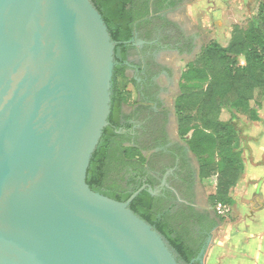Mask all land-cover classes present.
<instances>
[{
    "label": "water",
    "instance_id": "obj_1",
    "mask_svg": "<svg viewBox=\"0 0 264 264\" xmlns=\"http://www.w3.org/2000/svg\"><path fill=\"white\" fill-rule=\"evenodd\" d=\"M115 44L89 0H0V264H178L129 209L157 190L117 202L85 182Z\"/></svg>",
    "mask_w": 264,
    "mask_h": 264
},
{
    "label": "trees",
    "instance_id": "obj_2",
    "mask_svg": "<svg viewBox=\"0 0 264 264\" xmlns=\"http://www.w3.org/2000/svg\"><path fill=\"white\" fill-rule=\"evenodd\" d=\"M89 2L116 44L108 125L91 156L85 182L117 202L126 201L143 185L157 190L155 196L141 192L130 211L161 236L178 264H201L192 261L222 217L214 210L212 215L195 208L196 177L201 182L215 178L214 193L208 197L211 208L233 204L230 191L243 171L235 121L244 116L257 122L264 101V0L246 28L234 29L227 46L212 41L186 65L173 105L179 138L174 143L166 130L169 111L155 81L167 69L152 53L165 48L179 54L193 51L194 40L161 16L176 6V0ZM134 35L147 44L140 50L142 62L132 64L135 74L128 78L124 62L127 42ZM164 177L168 187L160 189Z\"/></svg>",
    "mask_w": 264,
    "mask_h": 264
},
{
    "label": "rangeland",
    "instance_id": "obj_3",
    "mask_svg": "<svg viewBox=\"0 0 264 264\" xmlns=\"http://www.w3.org/2000/svg\"><path fill=\"white\" fill-rule=\"evenodd\" d=\"M260 0H183L182 4L169 15L175 19L184 34L191 37L194 42L193 51L188 55H179L174 51H162L157 61L164 65L167 72L158 77V84L161 88L160 100L163 107L169 111L168 134L172 142H178L176 134L177 117L174 113L173 105L175 98L179 94V80L181 73L185 70L186 65L193 62L199 55L202 48L216 41L221 46H227L232 38L235 28L244 29L248 25V20L253 18L258 10ZM130 59L139 62L138 53L134 50ZM243 63V59H239ZM126 76L132 77V72L127 71ZM129 89H132L129 87ZM133 97L135 95L133 94ZM125 112L129 111L128 107L124 108ZM229 115H222L223 119H228ZM259 120L251 122L244 116H239L235 121L237 129V144L241 151L242 162L246 167L264 166V101L258 109ZM255 144V147H254ZM197 170V164L194 157L189 155ZM262 168V167H261ZM256 171L258 173V169ZM243 172V171H242ZM252 180L246 187H239V182L232 189L236 201L230 206L217 205L211 208L208 197L214 193L215 178L203 182L196 179V189L198 195V209L205 210L212 215L216 212L222 217L214 233L210 236L209 242L205 247L203 264H230L236 259V256H243L245 251V228L248 225H259L261 219L257 218L256 211L263 206L261 191H257L256 182ZM249 189V194L246 193ZM259 192V193H257ZM249 196V197H248ZM214 210V212H213ZM236 236L232 241L231 235ZM214 236V237H213ZM257 237L255 245L251 248L254 250L255 263L264 264V257H261L264 245V237ZM222 241V242H221ZM228 242V243H227ZM219 243H222L219 245ZM218 245V246H217ZM218 249L216 259L210 256L214 249ZM264 252V251H263ZM211 257V258H210Z\"/></svg>",
    "mask_w": 264,
    "mask_h": 264
},
{
    "label": "crops",
    "instance_id": "obj_4",
    "mask_svg": "<svg viewBox=\"0 0 264 264\" xmlns=\"http://www.w3.org/2000/svg\"><path fill=\"white\" fill-rule=\"evenodd\" d=\"M176 134H177V127H176ZM177 136H178V134H177ZM262 143H263V149H264V142H262ZM254 147H255V144H254ZM191 155L192 154L190 153V156ZM256 168H261V171H260V169H258V173H257ZM253 179L254 180H258L256 182L257 191H259V192L261 191V194H262V202H264V180H263L264 179V166H258V167H254V166L252 167L251 166V167L248 168V167H246V163L244 162L243 163V172H242L241 177L239 179L240 182L238 181L239 184H240L239 187L240 188L241 187H246L248 185V183L250 181H252ZM261 180H263V182H262L261 186L258 189V183ZM231 190L233 191L234 189H231ZM246 190L247 191H246L245 194L248 195L250 191H249V189H246ZM232 191H230V196H231V198L233 200V203H234V201H236L237 199H235ZM259 192H257V193H259ZM195 194H196V199H195L194 206H195V208L198 211H200V209H198V205H199V201L198 200L199 199H198L196 187H195ZM200 212L203 213V212H208V211L202 210ZM255 213H256L257 218L261 219L260 222H259V225L258 224L257 225L255 224V225H252V226L251 225H248L245 228L247 231H245V235H246L245 240H246V243L244 244L245 245L244 246L245 251L243 250L244 255L243 256H241V255L240 256H236V259L233 260V263H230V264H257V263H255V260L257 261V259L254 258V250H252L253 249L252 247L255 245V240H256V237H257V233L260 235L259 237H264V203H263V206H261V209H259ZM213 233H214V230H213ZM234 235H235V233H233V235H231V239H229L228 242H230V240L232 241L233 239L236 238V236H234ZM220 244H222V243H219V245ZM262 244L264 245V242ZM263 251H264V247H263ZM263 251L260 254L261 257H264V252ZM217 253H218V249L217 248L214 249L211 252L210 256L213 257V260L216 259ZM221 264H224V263H221Z\"/></svg>",
    "mask_w": 264,
    "mask_h": 264
},
{
    "label": "flooded vegetation",
    "instance_id": "obj_5",
    "mask_svg": "<svg viewBox=\"0 0 264 264\" xmlns=\"http://www.w3.org/2000/svg\"><path fill=\"white\" fill-rule=\"evenodd\" d=\"M176 2H177V4H176V6L174 7V8H171V9H167V10H164V11H162L161 12V16L162 17H164L167 21H169V22H171V23H173V24H176L177 26H179V28L183 31V29L181 28V26L179 25V23L175 20V19H172L169 15L177 8V6H179L180 4H182V2H183V0H176ZM153 42H155V41H153ZM141 43V44H140ZM127 44L130 46L129 47V50L127 51V53H126V59H125V64H127L128 66H129V68L126 70V72L127 71H129V72H132V77L134 76V74H135V70H134V67H133V65L132 64H140L141 62H142V59H143V57H142V55H141V53H140V50L143 48V46L144 45H146L147 44V42H144V41H141V40H138V39H136V35H134V37H133V39L132 40H130L129 42H127ZM136 51L137 53H138V57L140 58V61L139 62H135V61H133V60H131L130 59V55L132 54V52L133 51ZM162 51H174V52H176L177 54H179L178 53V51H176V50H171V49H162V50H160V51H155V52H153L152 53V55H153V57H154V59H155V61L157 62V63H159L158 61H157V57H158V55L162 52ZM179 55H188V54H179ZM161 66H163L164 67V65L163 64H161V63H159ZM162 73H164V72H162ZM161 73V74H162ZM160 74V75H161ZM159 75V76H160ZM158 76V77H159ZM158 77L155 79V81L158 83ZM159 85V84H158ZM160 95H161V92H160V94H159V99H160ZM168 123H169V121H168ZM166 130H167V134H168V124H167V127H166ZM168 138H169V141L171 142V143H173L171 140H170V137H169V134H168ZM189 155V154H188ZM190 162H191V164H192V166H194V164H193V162L190 160ZM195 168V167H194ZM197 171V170H196ZM166 176V175H165ZM163 179H165V177L163 178ZM162 179V180H163ZM196 179H198L197 177H196ZM162 182V181H161ZM166 182V181H165ZM167 185V184H166ZM166 187H168V186H166ZM195 187H196V184H195ZM162 188H164V187H160V189H162ZM213 233V232H212ZM211 233V234H212ZM210 237V236H209ZM208 237V238H209ZM207 238V239H208Z\"/></svg>",
    "mask_w": 264,
    "mask_h": 264
}]
</instances>
